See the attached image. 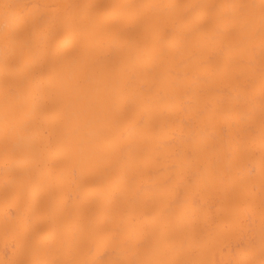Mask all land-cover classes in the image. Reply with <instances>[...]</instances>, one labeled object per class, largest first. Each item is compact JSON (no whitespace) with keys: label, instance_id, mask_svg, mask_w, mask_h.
<instances>
[{"label":"bare ground","instance_id":"6f19581e","mask_svg":"<svg viewBox=\"0 0 264 264\" xmlns=\"http://www.w3.org/2000/svg\"><path fill=\"white\" fill-rule=\"evenodd\" d=\"M0 264H264V0H0Z\"/></svg>","mask_w":264,"mask_h":264}]
</instances>
